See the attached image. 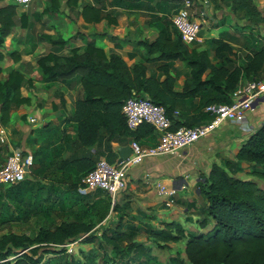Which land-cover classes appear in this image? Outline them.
I'll list each match as a JSON object with an SVG mask.
<instances>
[{
  "label": "trees",
  "instance_id": "obj_1",
  "mask_svg": "<svg viewBox=\"0 0 264 264\" xmlns=\"http://www.w3.org/2000/svg\"><path fill=\"white\" fill-rule=\"evenodd\" d=\"M3 1L5 0H0ZM160 1L162 2L157 9L165 12V15L157 16L156 21L148 23L149 27L158 30L157 36L152 41L144 38L139 43L146 47L149 55L157 54L153 58L147 57L146 61H160L158 70L160 75H165L164 79L161 76L148 75L145 62L129 65L120 54H107L103 47L94 42L73 47L70 55L51 52L38 59L45 81L69 80L76 75L80 76L84 94L75 101L70 120L75 124L76 137L81 146L100 144L103 138L111 143L130 134L122 107L125 100L132 95L148 97L165 106L173 120L172 128L176 129L182 126L173 116L180 100L200 97L201 101L204 100L205 107L212 103L231 104L242 79L259 81L264 78V45L256 42L249 45V53L239 65L234 63L232 57L235 54L234 47L222 36L211 39L213 54L208 48H190L183 41L178 29L168 20L171 18L170 8L183 4L184 0ZM191 1L193 3L196 0ZM234 2L235 10L239 6L249 8L253 5L252 0ZM142 3L144 7L147 4L146 1H142L141 5ZM253 8L256 10L255 6ZM25 15L26 5L14 2L0 4V47L4 39L12 33L15 17L19 16L23 22ZM100 18L101 15L97 19ZM51 42L65 43L66 40L57 41L51 38ZM3 59L4 54L0 51V61ZM177 60L182 61L189 69L181 91L176 90L177 77L171 74L173 63ZM7 73L6 78H0L2 124L10 121L13 108L31 103V98L22 94L24 74L14 67L8 68ZM142 129L146 134L154 131L153 126L144 123L132 133L136 136ZM241 161L251 164L247 172L248 178L237 175L244 170ZM96 163L92 155L72 158L69 164L75 174L83 177L78 183H72L71 188L76 187L78 190L83 178L95 168ZM200 191L208 200L204 217L199 220L202 231H190L182 223L171 221L166 222L163 227H148L145 231L147 241L140 242L135 239L140 234V227L129 224L128 227L132 229L129 235L122 229V213L121 221L116 224L113 233L105 230L101 239L104 238L112 246L116 257L126 255L130 250L147 257L150 251L147 243H150L157 248L172 251L165 264H264V125L242 145L235 160L213 165L209 176L201 183ZM64 196V200H67L70 197L69 191H65ZM110 198L104 197L94 203L87 201L85 211L79 218L64 220L54 228L41 227L34 236L14 232L4 234L0 237V260L16 256L5 264H54L52 261L59 257L65 258L63 264H82L75 253H68L65 248L58 251L59 246L53 245L71 242L92 231L107 215L101 214L95 219L94 213H98L101 207L105 206L106 209L112 205ZM113 210L120 213L123 209L116 202ZM96 238V233L92 232L83 242H93ZM124 240H128L127 245L121 247L120 241ZM180 241H185L181 252L173 251L168 244ZM83 255L85 261H88L87 264H106L109 260L106 253L102 256V263L96 262V258H90L85 253ZM129 260L127 258V262Z\"/></svg>",
  "mask_w": 264,
  "mask_h": 264
},
{
  "label": "crops",
  "instance_id": "obj_2",
  "mask_svg": "<svg viewBox=\"0 0 264 264\" xmlns=\"http://www.w3.org/2000/svg\"><path fill=\"white\" fill-rule=\"evenodd\" d=\"M142 1L155 8L144 7L143 3L141 5ZM196 1L198 4H205L206 7L201 8L204 17L197 16L202 22V28L214 24V31H211V34L229 33L225 40L234 47L235 54L232 56L234 63L236 65L242 63L249 53V45L244 43L247 41L249 30L264 32V0H252L253 5L249 8L246 6V10H241V6L237 10L228 7L223 0H218L221 5L219 8H216L217 4L214 0ZM10 2L14 0H5L0 4ZM161 2L160 0H32L26 6L23 22L20 21L19 16L15 17L12 33L4 39L0 47V51L4 54L0 68L4 69L3 78L8 76L5 71L10 67L18 68L24 74L22 94L30 97L31 103L13 108L11 119L7 124L0 122V127H3L7 133L6 142L0 141V164L6 160V149L11 152H31L34 148H40L44 145L47 136L56 132L52 131L53 128L59 127L60 130L56 144H64L67 139L76 136V127L70 117L74 111L75 101L84 94L80 76L76 75L69 80L45 81L38 63L41 56L51 52L70 55L73 47L94 42L97 46L103 47L107 54L112 52L120 54L129 65L145 62L148 75L165 78V75H160L161 72L158 70L160 61H146L147 57L153 58L157 54L149 55L146 47L139 43L144 38L152 41L157 36L158 30L149 27L148 23L151 21V14H156L158 17L165 15L163 11H156ZM99 15L102 18L97 19ZM51 38L57 41L64 39L66 42L53 44ZM203 41L204 37H202ZM203 48L207 47L202 46ZM13 52L16 53L12 55ZM151 63L156 64L154 70L150 67ZM188 71L182 61L177 60L173 63L171 74L177 77L176 90L183 89ZM248 81L250 80L242 79L238 89ZM236 97L234 95L233 101ZM203 102L200 97L180 100L173 112L174 119L180 121L182 125H196L209 121L211 115L206 111ZM32 118L35 121H32ZM263 125L264 101H259L248 112L244 121H226L211 135L178 152L145 157L129 169L127 187L117 196L116 202L123 210L120 213L113 210L116 203H112V210L105 219L88 233H95L102 224L112 226L116 218L121 220L122 213H124V223L131 222L136 227H145L141 234H138L142 235L140 239L144 241H147L148 236L145 231L148 227H163L166 222L171 221L182 223L190 231H202L199 220L204 217L208 200L200 191L201 183L209 176L215 163L224 164L227 160H235L242 145ZM131 133L111 143H107L103 138L100 144L84 148L88 153H97L101 158L110 154L116 162L119 160L122 147L129 146L136 136L144 146H152L158 141V133L155 130L151 134H146L142 129L136 136ZM61 150L62 153L67 151L64 148ZM241 166L244 170L237 175L248 178L247 172L251 164L241 161ZM159 185L167 190H176V193L169 197L173 199L171 205L166 204L168 196L162 193ZM100 190L105 193L100 196H90L89 202H99L101 198L111 197L105 190ZM100 190L91 191L88 195ZM82 241L75 248L80 246ZM181 242L185 247V241L168 244L172 250H175V246Z\"/></svg>",
  "mask_w": 264,
  "mask_h": 264
},
{
  "label": "rangeland",
  "instance_id": "obj_3",
  "mask_svg": "<svg viewBox=\"0 0 264 264\" xmlns=\"http://www.w3.org/2000/svg\"><path fill=\"white\" fill-rule=\"evenodd\" d=\"M223 1L228 7H233V5H235L234 0ZM214 2L217 4L216 8L221 6L218 0H214ZM192 4L193 6L190 10L194 12L196 16L203 18L204 15L201 8H206L205 4H198V1H195ZM144 5L147 8L154 7L151 5L148 6V4ZM182 7H185L184 3L178 6L174 5L170 8L169 11L171 18L168 20L171 24L173 23V15ZM241 10H246V8H242ZM156 17V14H151L150 20L156 21ZM211 31H214V24H211L208 28L203 27L200 32L201 40L189 45L190 48L197 47L198 49H202V46H204L209 49L211 54H213L214 47L210 43L211 39L217 36L226 38L229 33L215 32V34H211ZM247 35V41L244 42L246 45L251 46L254 42L259 45H264V32L259 30H249ZM202 37H204L203 42ZM143 58L146 59V57ZM150 67L154 70L156 64L151 63ZM2 70L4 71V69ZM3 71L0 72V78L4 77ZM53 130L56 132H52V134L48 135L43 143L44 145L40 148H34L31 152H23L25 154L30 153L34 157V165L32 166L31 173L27 179L19 184L0 187V237L11 232L17 234L26 233L30 236H34L41 227L54 228L64 220L77 219L85 211V203L89 201L88 198L90 196H100L102 193H105L100 190L87 196L81 194L76 187L71 188V184L75 182L78 183L83 176L75 174L69 161L74 157L87 154L90 155L91 153L96 162L100 160L101 157L97 153H88V150L81 146L76 136L70 137L64 142V144H56L60 137V130L59 127H56V129L53 128L52 131ZM62 148L67 151L62 153ZM12 153L13 152L6 149V158ZM105 159L110 162L114 161L110 154L105 157ZM65 191H69L70 193V197L67 200H64ZM111 210V205L107 206L106 209L105 206L101 207V210L98 213H94V218L97 219V216L101 214H108ZM83 218H86V216ZM88 219L89 218L87 217L86 220ZM119 221L121 220L116 218V222H114L112 226H107V224L100 225L95 231L97 238L93 242L82 241V244L76 247L74 251L77 260L81 259L83 262L82 264H87L88 261H85L83 255V253H85V255H88L90 258H96V262L102 263V256L106 253L109 255L107 256V258L109 257V260L106 264H148V262H151L150 264H159L160 262L165 264L167 257L172 251L170 249L157 248L150 243H147V247H150L147 257L140 255L135 250H130L126 255L122 254L116 257L112 246L108 245L104 238L101 239V237L105 230H107L108 233H113L115 226ZM129 224L132 223L123 222L122 225V229L126 230L127 235L132 232V229L128 227ZM139 229L141 230V234L145 227L140 226ZM141 236L142 235H136V241L144 242V240L140 239L142 238ZM127 241L128 240L120 241L121 247L127 245ZM174 249L175 250L173 251H183L184 243L181 242V244H177ZM47 257L49 258L50 256ZM114 258L116 259L112 262V259ZM127 258H130L129 262H127ZM64 261L65 258L60 259L58 257V259L52 261V263L63 264Z\"/></svg>",
  "mask_w": 264,
  "mask_h": 264
},
{
  "label": "built area",
  "instance_id": "obj_4",
  "mask_svg": "<svg viewBox=\"0 0 264 264\" xmlns=\"http://www.w3.org/2000/svg\"><path fill=\"white\" fill-rule=\"evenodd\" d=\"M31 1L15 0V3L27 6ZM184 5L185 7L180 8L173 15L172 21L183 41L191 45L201 40L202 22L190 10L193 6L191 0H184ZM234 95L237 97L231 104L212 103L206 106V111L212 117L209 121L193 126L182 125L176 129L172 128L173 121L165 106L155 103L148 97L132 95L127 98L122 111L126 117L128 129L135 131L144 123L150 124L158 133L157 143L144 146L138 140L132 139L129 145L132 149L130 156L123 158L121 162L112 163L105 158L98 160L95 168L83 178L78 191L86 195L96 189H103L111 196L112 203L115 204L119 193L127 187L129 169L145 157L178 152L201 138L211 135L226 121H244L248 112L253 109L255 101L264 98V80L248 81L237 89ZM31 120L35 121L34 118ZM6 140L7 133L3 127H0V141L4 143ZM33 165L32 154L14 151L0 164V186L14 185L24 181L31 173ZM159 187L162 193L168 196L166 204L171 205L173 199L169 197H172L176 190H167L160 185ZM88 235L89 233H86L71 242L53 246L65 248L68 253H73L75 246ZM15 257L2 259L0 264H5Z\"/></svg>",
  "mask_w": 264,
  "mask_h": 264
},
{
  "label": "water",
  "instance_id": "obj_5",
  "mask_svg": "<svg viewBox=\"0 0 264 264\" xmlns=\"http://www.w3.org/2000/svg\"><path fill=\"white\" fill-rule=\"evenodd\" d=\"M259 101H264V99L263 98H260L257 101H255L254 106H256ZM131 152H132V149L130 148V146H124V147H122V149L120 151V157H119V160L118 161L121 162L123 160V158L130 156ZM62 249H63L62 247H59L57 250L58 251H61Z\"/></svg>",
  "mask_w": 264,
  "mask_h": 264
}]
</instances>
